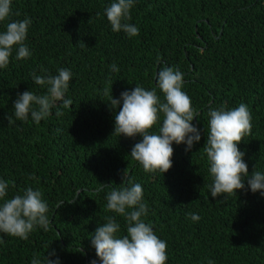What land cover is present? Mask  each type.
<instances>
[{
  "label": "trees",
  "instance_id": "1",
  "mask_svg": "<svg viewBox=\"0 0 264 264\" xmlns=\"http://www.w3.org/2000/svg\"><path fill=\"white\" fill-rule=\"evenodd\" d=\"M113 2L13 0L12 15L0 22L3 32L7 22L32 20L25 41L31 56L17 60L14 46L0 69V179L9 182L0 205L32 187L42 192L49 219L48 231L37 226L27 240L0 232V264H31L34 255L44 264L52 252L60 264H101L90 239L97 227L113 216L117 235L127 234L126 220L106 207L126 169L143 188L142 219L167 243L166 264H264V195L245 179L236 193L212 197L203 151L209 109L246 104L252 130L237 146L249 176L264 174V0H135L126 21L139 29L132 38L112 31L105 9ZM164 66L183 73L201 140L191 151L173 142V166L147 173L130 156L143 137L113 135L117 109L108 102L111 93L120 99L136 85L156 88L164 101L157 83ZM60 68L73 74L65 94L73 104L59 117L52 109L39 125L29 115L13 116L9 126L18 94L47 91L30 74L56 75Z\"/></svg>",
  "mask_w": 264,
  "mask_h": 264
},
{
  "label": "clouds",
  "instance_id": "2",
  "mask_svg": "<svg viewBox=\"0 0 264 264\" xmlns=\"http://www.w3.org/2000/svg\"><path fill=\"white\" fill-rule=\"evenodd\" d=\"M134 3L135 0H114L105 9L113 32L123 31L130 38L139 35L138 27L126 22L131 20L130 10ZM12 4L13 0H0V22L8 21L12 15ZM31 23L32 20L27 17L6 23V30L0 32V69L8 67L14 46H18L17 60L31 56L25 44ZM110 71L118 72L119 68L112 64ZM30 75L35 85L46 86L47 91L45 94H36L31 90L18 94L14 114L7 117L9 126L14 123L13 116L16 120L27 121L29 115L39 125L52 115V109H56L55 115L59 117L63 115L62 109L73 104L65 95L73 75L69 69L60 68L56 75H37L35 71ZM157 83L164 101H161L156 88L147 90L136 85L132 90L122 92L120 99L114 98L111 93L108 103L117 109L113 135H141L142 141L133 146L130 156L139 162L145 172L160 171L164 174L173 166V142L186 144V151H191L194 144L201 140V132L192 123L199 113L195 112L191 98L183 91V73L164 66L158 72ZM161 114L163 119L158 131L151 132L161 121ZM208 115L207 141L203 151L213 178L209 186L211 196L215 198L236 193L238 189L245 188V179L253 193L260 191L264 195V174L255 170L249 176L245 154L237 146L246 135L251 134L252 116L248 106L241 103L230 110L226 106L210 108ZM121 181L118 188L104 185L111 188L106 196V207L126 220L127 234L117 235L121 231L120 223L113 216L106 217V223L98 226L90 238L96 255L101 264H166V241L159 238L152 225L142 219L148 214V206L143 202L141 184L132 181L127 169ZM8 188L9 182L0 179V199L7 196ZM42 197L41 191L28 187L22 195L5 200L0 205V232L27 240L37 226L48 231V205ZM189 216L193 221L200 219L197 214L189 213ZM53 255L56 253L46 255L44 264H60L59 258L55 261L50 258ZM31 264H42V261L34 255ZM92 264L96 261L93 260ZM208 264L214 262L209 260Z\"/></svg>",
  "mask_w": 264,
  "mask_h": 264
}]
</instances>
